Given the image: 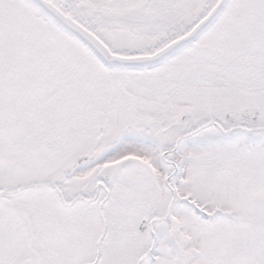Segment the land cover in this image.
<instances>
[{
    "label": "snow or ice",
    "instance_id": "6c2138e0",
    "mask_svg": "<svg viewBox=\"0 0 264 264\" xmlns=\"http://www.w3.org/2000/svg\"><path fill=\"white\" fill-rule=\"evenodd\" d=\"M0 264H264V0H0Z\"/></svg>",
    "mask_w": 264,
    "mask_h": 264
}]
</instances>
